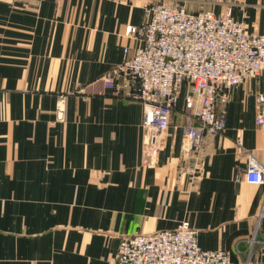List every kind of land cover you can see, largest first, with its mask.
I'll return each mask as SVG.
<instances>
[{"label": "crops", "instance_id": "1", "mask_svg": "<svg viewBox=\"0 0 264 264\" xmlns=\"http://www.w3.org/2000/svg\"><path fill=\"white\" fill-rule=\"evenodd\" d=\"M153 1L0 0V264H114L122 237L183 221L203 249L264 264V183L237 147L264 166V71L230 90L224 133L198 153L183 151L186 89L153 143L142 104L97 83L140 46L126 29ZM186 6H230L264 35V0Z\"/></svg>", "mask_w": 264, "mask_h": 264}, {"label": "built area", "instance_id": "2", "mask_svg": "<svg viewBox=\"0 0 264 264\" xmlns=\"http://www.w3.org/2000/svg\"><path fill=\"white\" fill-rule=\"evenodd\" d=\"M188 0H154L139 26L126 35L137 38L135 51L124 50L123 61L97 83L114 95L140 102L149 140L166 130L186 89L189 117L183 126L184 153H198L205 136L222 135L230 90L264 71V35L249 33L234 19L232 9L191 12ZM256 122L264 125V94H259ZM221 106V108H217ZM246 157L248 183H264V166L237 142ZM114 264H234L229 251L205 250L189 222L173 230L121 238Z\"/></svg>", "mask_w": 264, "mask_h": 264}, {"label": "rangeland", "instance_id": "3", "mask_svg": "<svg viewBox=\"0 0 264 264\" xmlns=\"http://www.w3.org/2000/svg\"><path fill=\"white\" fill-rule=\"evenodd\" d=\"M230 7V6H229ZM229 7H227V8H229ZM231 8V7H230ZM232 9V8H231Z\"/></svg>", "mask_w": 264, "mask_h": 264}]
</instances>
